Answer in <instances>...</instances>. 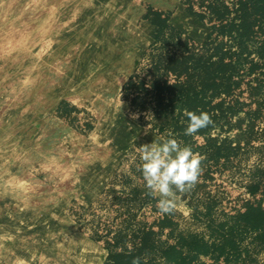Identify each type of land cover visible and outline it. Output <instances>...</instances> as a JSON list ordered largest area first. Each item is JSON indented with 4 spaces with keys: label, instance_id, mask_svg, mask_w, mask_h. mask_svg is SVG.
Listing matches in <instances>:
<instances>
[{
    "label": "rangeland",
    "instance_id": "1",
    "mask_svg": "<svg viewBox=\"0 0 264 264\" xmlns=\"http://www.w3.org/2000/svg\"><path fill=\"white\" fill-rule=\"evenodd\" d=\"M188 1L0 0V264H112L91 236L114 221L115 194L147 192L141 172L130 175L140 163L131 157L168 132L204 159L195 187L178 194L164 245L192 234L219 241L233 227L238 248L212 264H264V227L236 218L250 199L264 201V82L247 66L263 59L264 16L257 34L208 41L213 14L191 13ZM183 16L190 29L175 19ZM185 45L202 57L196 71H213L218 94L158 101L153 67ZM140 79L148 90L133 102L127 83ZM237 82L243 93L227 90ZM192 107L214 125L189 136L180 113Z\"/></svg>",
    "mask_w": 264,
    "mask_h": 264
},
{
    "label": "trees",
    "instance_id": "2",
    "mask_svg": "<svg viewBox=\"0 0 264 264\" xmlns=\"http://www.w3.org/2000/svg\"><path fill=\"white\" fill-rule=\"evenodd\" d=\"M186 7L191 13L198 14L202 18L208 12L213 14L209 21L212 32L208 41L221 33L230 35L234 30L250 36L263 29L264 0H189ZM156 12L161 11L156 10ZM165 19L169 20V15H166ZM189 52L188 46L185 45L183 55L173 54L166 63L160 61L153 67L157 75L150 80L149 89L154 91L158 101L165 100V94L176 96L183 93L185 94L183 104L192 102L196 105L200 100L208 102L211 96L218 94V82H210L213 71L208 68L203 69L204 74L201 69L196 71L202 57ZM261 56L263 58L261 61L248 62L250 74L248 76L253 73L256 81L264 82V46ZM220 60L221 64H229L230 53L224 52ZM196 83L201 86V91L197 93L201 98L199 100H194L190 95ZM127 87L134 91L135 96L132 101L135 102L138 95L148 90V83L146 79H140L135 83L129 81ZM227 90L243 93L244 85L239 82L233 83ZM187 110L195 111V107ZM180 115H183V112ZM136 161L139 163V158ZM133 172H137V167H133L130 175ZM113 200L112 206L116 210L112 217L114 221H99L91 236L109 250L108 259L112 264H132L135 257L141 258V264H163L156 263L155 257L147 256L156 251L161 252L164 259L172 264H212L213 258L221 261L229 259L230 254L238 248L232 237L233 227L228 229L230 233H223L219 241L208 242L196 234L180 235L177 243H169L165 246L162 233L172 232L174 221L171 213L159 212L156 207L158 197L153 198L147 192L135 187L130 194L122 192L115 194ZM236 218L243 220L252 229L264 227L262 197L256 196L241 206ZM201 255H206L208 258L202 260Z\"/></svg>",
    "mask_w": 264,
    "mask_h": 264
},
{
    "label": "clouds",
    "instance_id": "3",
    "mask_svg": "<svg viewBox=\"0 0 264 264\" xmlns=\"http://www.w3.org/2000/svg\"><path fill=\"white\" fill-rule=\"evenodd\" d=\"M187 118L185 135L192 136L201 129L214 125L209 113L184 110ZM181 123H185L181 120ZM168 138L161 137L159 141L139 146L135 151L140 163L137 170L142 174L147 194L158 197L156 207L161 214L171 213L179 199L178 194H184L193 189L202 171L204 157L194 152L190 146H182L173 138V133H167ZM135 162L136 155L131 157ZM130 254V252H129ZM132 264H141V258L135 257Z\"/></svg>",
    "mask_w": 264,
    "mask_h": 264
},
{
    "label": "bare ground",
    "instance_id": "4",
    "mask_svg": "<svg viewBox=\"0 0 264 264\" xmlns=\"http://www.w3.org/2000/svg\"><path fill=\"white\" fill-rule=\"evenodd\" d=\"M177 21H180L182 23V25L185 27V28H188L190 29L192 27V22H190V20H188L186 18V16H183L181 18H175ZM45 21V20H44ZM194 28V27H193ZM25 35V34H24ZM5 247V246H4ZM3 249V248H2ZM10 256V255H9Z\"/></svg>",
    "mask_w": 264,
    "mask_h": 264
}]
</instances>
